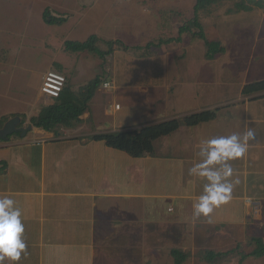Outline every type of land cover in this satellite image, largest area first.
Returning a JSON list of instances; mask_svg holds the SVG:
<instances>
[{
    "label": "crops",
    "instance_id": "1",
    "mask_svg": "<svg viewBox=\"0 0 264 264\" xmlns=\"http://www.w3.org/2000/svg\"><path fill=\"white\" fill-rule=\"evenodd\" d=\"M168 3L172 10L179 8L178 0ZM164 5L157 4L158 8ZM258 31L259 41L252 51L246 55L235 45L230 58L225 48L224 55L228 53L230 58L225 62L241 63L242 55L248 61L253 55L264 57V25ZM165 36L177 37L164 30L157 38ZM182 37L179 43L152 49L150 56L137 52L128 58L115 51L107 57L103 73L112 87L101 86L96 91L77 126L54 132L32 127L24 138L0 141V197L16 201L25 226L27 252L19 264H174L164 239L173 240V226L183 225L174 223L178 213L185 211L205 233L210 229L245 234L252 221L262 218L264 98L243 97L241 89L264 76L255 74L252 81L248 77L236 81L205 75V65L221 66V61L209 60L205 50ZM126 43L141 45L129 39ZM56 64L73 91L87 83L82 84V69L63 60ZM249 66L248 75L254 71ZM261 71L264 69L258 68ZM41 101L46 104L38 106ZM52 103L39 91L31 104L35 112L23 125H29L31 117ZM215 109L214 120L181 127L156 140L151 156L134 159L103 142L89 140L95 134L134 130ZM14 114L22 115L11 112L2 116ZM248 128L255 131L256 138L249 142L244 158L231 162L234 176L241 181L232 201L216 210L210 222L195 219L193 203L202 194L205 181L190 176L188 170L199 160L200 142Z\"/></svg>",
    "mask_w": 264,
    "mask_h": 264
},
{
    "label": "rangeland",
    "instance_id": "2",
    "mask_svg": "<svg viewBox=\"0 0 264 264\" xmlns=\"http://www.w3.org/2000/svg\"><path fill=\"white\" fill-rule=\"evenodd\" d=\"M161 1L164 3L158 0H0V116L18 112L22 114L20 119L22 118L25 122L27 116L35 112L31 104L37 98L45 73L48 70H57L62 73L57 69L56 62L63 60L70 66L82 69L84 75L82 84L92 80L96 73L103 74L106 59L102 60L86 53H66L63 48L66 40L83 42L91 35H95L101 41L123 38L119 41L124 45L131 44L126 43L128 39L143 45L145 40L155 38L156 43L157 35L163 31L162 25L167 19H172V25L164 26L163 29L168 30L170 36H177L176 25L183 24L192 18V4L195 5L196 0H178L177 10H172L168 0ZM157 4L165 5L158 8ZM232 5L233 2H225L214 6L208 16L203 12L200 13V20L204 25L207 39L220 42L229 53L212 58L219 59L221 66L209 63L203 67H206L204 74L227 76L236 81H242L248 77L252 81L257 78L251 77L255 74L264 76V71L257 72L260 67L264 69V57L253 55L251 61H248L246 56L249 49L252 51L259 41L257 34L259 28L264 25V9L227 16L225 12ZM47 7L51 15L68 16V20L61 26H47L42 22V13ZM163 10H165L164 13L171 14V17L168 18L163 14ZM242 22L243 24L240 25ZM108 26H110L109 29H106ZM189 38L188 35L182 37L187 40H190ZM190 41L199 45L202 51H206L202 41ZM239 42L243 43L242 46ZM235 45L246 55L240 56L241 63H226L225 60L231 58L236 52L234 51ZM98 47L102 51L108 49L102 42L98 44ZM119 51L116 50V52ZM182 51L178 50V55L182 54ZM120 52V56L126 55L128 58L137 54L132 50L127 52L121 50ZM227 54L232 56L228 57ZM189 58L188 62L192 64L194 60L190 55ZM249 64H251V70H254L250 75L247 74ZM45 104V101H41L38 106ZM186 214L185 211L182 215L178 213L174 220L175 224L177 222L183 224L173 226L174 239H164L166 249H178L189 255L184 264H207L201 258L203 252L227 251L238 244L242 251L248 253L252 250L249 244L250 238L264 239V215L257 222L252 221L253 225L245 234H242V231L229 234L225 231L213 232L210 229H206L207 233H205L200 226L193 223V220L188 217L190 215ZM237 263L238 258L231 257L214 264ZM243 264H264V257L259 260L249 258Z\"/></svg>",
    "mask_w": 264,
    "mask_h": 264
},
{
    "label": "trees",
    "instance_id": "3",
    "mask_svg": "<svg viewBox=\"0 0 264 264\" xmlns=\"http://www.w3.org/2000/svg\"><path fill=\"white\" fill-rule=\"evenodd\" d=\"M225 2H233L232 7L225 12L227 16L240 12H252L255 9H264V0H196L193 7L192 18L183 24L179 23L180 27L177 29L176 38L160 37L157 38L156 43L153 40L144 45L130 47L124 45L119 40L101 41L97 36L91 35L83 42L66 40L63 43L64 52L72 54H91L102 60L110 57L116 50H122L124 52L132 50L138 52L141 56H150L152 49L161 48V46L173 42L179 43L183 35H188L190 40L202 41L206 47L205 57L212 59L215 56L224 54L225 49L220 42L207 39L200 20V13L203 12L208 16V13L212 11L211 8ZM164 12L165 10H163V14L167 15L168 18L171 17V14ZM67 20L68 16L51 15L48 7L45 8L42 13V22L47 26H61ZM171 22L172 19H167L166 23L162 25V30H165L163 29L164 26L170 27V25H172ZM100 42L107 46L108 49L106 51L99 49L98 44ZM57 69L60 70L59 67H57ZM104 77H106L104 76V73L94 77L84 86L79 88L78 91H73L66 80L61 94L53 99L51 105L41 108L36 116L31 117L29 119V124L33 128L41 129L46 132H54L59 128L70 129L77 126L80 123V117L88 110L89 103L93 99L96 91L103 86L104 82H109L106 81L108 80V77ZM241 95L248 98L252 97V99L264 98V79L245 84L241 89ZM216 112V109L205 110L185 115L182 118H173L149 124L134 130L95 134L91 136L89 140L103 142L108 148L124 152L131 158L138 159L153 155L154 142L156 140L169 136L181 127L190 128L202 123L210 122L214 120ZM13 117H22V115L14 114L0 117V129L7 120ZM21 121V125H23L24 121L22 118ZM16 136L19 135L13 134L8 137V139ZM0 141L5 140L0 139ZM249 244L252 246V250L248 253L242 251L238 244L235 248L227 251H205L201 258L207 264H214L224 260L226 261L231 257L238 258L237 264H243L249 258L255 260L262 259L264 257V239L261 237H253L249 239ZM170 254L174 259V264H184L189 257L187 253L178 249H172Z\"/></svg>",
    "mask_w": 264,
    "mask_h": 264
},
{
    "label": "clouds",
    "instance_id": "4",
    "mask_svg": "<svg viewBox=\"0 0 264 264\" xmlns=\"http://www.w3.org/2000/svg\"><path fill=\"white\" fill-rule=\"evenodd\" d=\"M255 138V131L248 128L243 133L200 142L199 160L188 170L190 176L205 181L202 194L193 203L195 219L204 218L210 222L216 210L232 201L234 188L241 181L234 176L231 162L244 158L249 142ZM24 232L22 211L16 201L9 196L0 197V264H19L27 252Z\"/></svg>",
    "mask_w": 264,
    "mask_h": 264
},
{
    "label": "built area",
    "instance_id": "5",
    "mask_svg": "<svg viewBox=\"0 0 264 264\" xmlns=\"http://www.w3.org/2000/svg\"><path fill=\"white\" fill-rule=\"evenodd\" d=\"M65 83L66 78L62 73L55 70H48V72H46L42 78V83L39 90L40 94L50 100H53L61 94ZM102 87L104 89H110L112 85L110 82H105L103 83ZM117 108H119L118 105L116 106V109Z\"/></svg>",
    "mask_w": 264,
    "mask_h": 264
},
{
    "label": "water",
    "instance_id": "6",
    "mask_svg": "<svg viewBox=\"0 0 264 264\" xmlns=\"http://www.w3.org/2000/svg\"><path fill=\"white\" fill-rule=\"evenodd\" d=\"M21 122L20 117H13L7 120L0 129V139L7 140L8 137L13 134H18L20 137L24 138L32 129V126L30 124L27 126H20Z\"/></svg>",
    "mask_w": 264,
    "mask_h": 264
},
{
    "label": "flooded vegetation",
    "instance_id": "7",
    "mask_svg": "<svg viewBox=\"0 0 264 264\" xmlns=\"http://www.w3.org/2000/svg\"><path fill=\"white\" fill-rule=\"evenodd\" d=\"M22 126V125H21Z\"/></svg>",
    "mask_w": 264,
    "mask_h": 264
}]
</instances>
